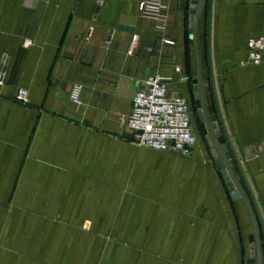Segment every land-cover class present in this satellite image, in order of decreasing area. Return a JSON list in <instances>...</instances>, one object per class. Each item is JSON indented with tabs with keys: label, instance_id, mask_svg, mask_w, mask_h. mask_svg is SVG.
<instances>
[{
	"label": "crops",
	"instance_id": "crops-1",
	"mask_svg": "<svg viewBox=\"0 0 264 264\" xmlns=\"http://www.w3.org/2000/svg\"><path fill=\"white\" fill-rule=\"evenodd\" d=\"M141 1L0 0L5 80L0 85V264H79L88 248L86 234L110 230L117 238L106 260L96 250L97 264H240V251L250 247L248 207L232 198L213 156L221 177L205 164H182L191 176L179 173L176 194L154 200L148 189L145 208L138 209L129 192L127 208L120 207L119 196L111 199L117 206L112 213L106 208L109 190L136 184L130 167L113 168L111 179L103 169L108 143H116L117 150L120 141L131 147L121 116L131 111L138 85L160 73L173 94L194 96L198 62L191 0H162L164 23L142 16ZM207 26L204 10L198 50L205 83L210 75ZM260 34L264 0H213L211 55L219 99L264 211V57L259 64L241 63L248 56V39ZM75 84L82 87L81 105L70 98ZM19 88L28 90L27 102L16 99ZM110 214L113 226L106 225ZM117 217L126 224L119 228ZM138 218L144 220L143 231ZM60 240L65 241L61 258L54 251ZM44 243L48 251L42 256L35 249L45 248Z\"/></svg>",
	"mask_w": 264,
	"mask_h": 264
},
{
	"label": "built area",
	"instance_id": "built-area-1",
	"mask_svg": "<svg viewBox=\"0 0 264 264\" xmlns=\"http://www.w3.org/2000/svg\"><path fill=\"white\" fill-rule=\"evenodd\" d=\"M162 0H142L139 11L144 17H152L164 23L161 14ZM94 28H90V35ZM161 42L175 44L169 38H162ZM248 56L242 64H259L264 57V34L248 39ZM4 73L0 72V85H3ZM71 100L81 105L82 87L75 84L70 93ZM16 99L20 102L28 101V90L19 88ZM121 121L129 127L134 139L141 146L157 151H180L186 156L193 153V146L198 141V135L191 120V99L183 93L173 94L170 91L168 78L160 73H154L138 88L133 97L131 111L121 116Z\"/></svg>",
	"mask_w": 264,
	"mask_h": 264
},
{
	"label": "rangeland",
	"instance_id": "rangeland-1",
	"mask_svg": "<svg viewBox=\"0 0 264 264\" xmlns=\"http://www.w3.org/2000/svg\"><path fill=\"white\" fill-rule=\"evenodd\" d=\"M131 132V147L125 148V145L122 141L119 143L120 148L117 150L116 143L115 145L107 144L108 146L105 147V154H104V175L106 179H111L113 176V168L116 170L119 165L125 167H130L131 171H135L137 174L136 184L135 185H129L128 184H122L120 189H115L112 191L109 190V193H106L107 198L110 199V201L106 200V208L111 211H113L115 204L112 201L113 198H120L121 208H127L128 207V201H129V192L134 194L137 199L136 208H145V193L148 192V189H153V197L154 200L162 199V197L165 195V199L168 197V195L176 194V178L179 175L180 172H184V175L186 177L191 176V170H184V168H180V166H183L182 164H205L208 168L210 167L211 170L214 172V168H216L212 154L210 152V148L207 144V141L205 139V136L203 132L199 135V139L197 141V145L200 144L199 148L197 150L196 148V156H193L191 154L190 156H186L180 151H166V152H159L154 151L149 148L141 147L137 143V141L134 139V134L132 130L129 128ZM199 142V143H198ZM195 144V145H196ZM111 145V146H110ZM194 145V146H195ZM110 146V147H109ZM193 146V148H194ZM186 166V165H185ZM126 168V169H127ZM217 169V168H216ZM207 171V168L205 172ZM99 172L95 171L94 174H97ZM189 173V174H188ZM188 174V175H187ZM205 176H209L208 174L204 173ZM217 177H221L220 171L217 169ZM126 183L128 182L127 179ZM147 183H149L147 185ZM223 186V185H222ZM111 188V187H110ZM164 190V191H163ZM132 196V195H131ZM161 202V201H160ZM158 202V203H160ZM119 203V204H120ZM114 204V207H113ZM140 225H138V229L143 231V218L139 219ZM114 217L112 214L107 218L106 225L113 226ZM120 228V225L126 224L124 223V220L122 219L120 222V217H117L115 220V223ZM125 228H128V226L124 225ZM32 229L27 232V236L31 235ZM119 235L118 233H116ZM65 234L61 235L64 236ZM87 237V243L86 244L88 248H85L82 251V257H80L79 264H97L95 263L94 254L96 253L97 249H101L102 255L104 256V260H106L107 256L110 254V247L114 240L113 232L112 230L102 233V234H96V233H88L86 234ZM98 235V236H97ZM96 236L98 239H96ZM101 236V237H100ZM117 238V237H116ZM45 248L43 246H39L37 249L38 252L42 253V256L48 251L47 243H44ZM16 243L13 244V247L16 248ZM58 249L54 250L56 253V256L61 258L63 256V253L65 251V241L60 240L57 241ZM13 249V254H17V249ZM31 250V249H30ZM30 250L28 253H26V257L31 256L32 253H30ZM26 251V252H27ZM224 254V251L221 252V255ZM80 255V256H81ZM250 257V247L247 248V246L244 247L240 251V264H247V259ZM102 258V259H103ZM28 260V258H26ZM100 259V260H102ZM103 260V262H104ZM101 264V263H99ZM105 264V263H102Z\"/></svg>",
	"mask_w": 264,
	"mask_h": 264
},
{
	"label": "water",
	"instance_id": "water-1",
	"mask_svg": "<svg viewBox=\"0 0 264 264\" xmlns=\"http://www.w3.org/2000/svg\"><path fill=\"white\" fill-rule=\"evenodd\" d=\"M189 5L190 32L194 36L198 62L197 76L193 79V90L196 104L199 107L203 133L232 198L234 200L243 199L250 212L253 232L249 235L250 257L247 259V264H264V211L261 209L257 197L242 168L240 157L228 132L214 76L211 55L213 0H191ZM204 10H207L210 62V75L207 83L204 82L198 50L199 21ZM0 72H4L2 68ZM211 107L214 111L210 110ZM231 160H234L235 163L238 164L242 173V178L234 171V162H231Z\"/></svg>",
	"mask_w": 264,
	"mask_h": 264
},
{
	"label": "flooded vegetation",
	"instance_id": "flooded-vegetation-1",
	"mask_svg": "<svg viewBox=\"0 0 264 264\" xmlns=\"http://www.w3.org/2000/svg\"><path fill=\"white\" fill-rule=\"evenodd\" d=\"M191 99V120H192V125L199 137V135L203 132V128L201 125V117L199 113V107L196 104L195 97L190 95ZM204 134V133H203Z\"/></svg>",
	"mask_w": 264,
	"mask_h": 264
},
{
	"label": "bare ground",
	"instance_id": "bare-ground-1",
	"mask_svg": "<svg viewBox=\"0 0 264 264\" xmlns=\"http://www.w3.org/2000/svg\"><path fill=\"white\" fill-rule=\"evenodd\" d=\"M231 165V164H230ZM242 165V168L244 169V167H243V164H241ZM237 166H238V164H237ZM239 168V167H238ZM239 170H240V168H239ZM235 171V170H234ZM241 172V171H240ZM244 172H245V170H244ZM242 174V173H241ZM246 174V173H245ZM247 176V175H246Z\"/></svg>",
	"mask_w": 264,
	"mask_h": 264
}]
</instances>
